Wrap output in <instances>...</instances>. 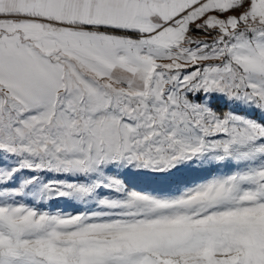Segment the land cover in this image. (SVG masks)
I'll return each instance as SVG.
<instances>
[{
	"label": "snow or ice",
	"instance_id": "obj_1",
	"mask_svg": "<svg viewBox=\"0 0 264 264\" xmlns=\"http://www.w3.org/2000/svg\"><path fill=\"white\" fill-rule=\"evenodd\" d=\"M0 264H264V0H0Z\"/></svg>",
	"mask_w": 264,
	"mask_h": 264
},
{
	"label": "rangeland",
	"instance_id": "obj_2",
	"mask_svg": "<svg viewBox=\"0 0 264 264\" xmlns=\"http://www.w3.org/2000/svg\"><path fill=\"white\" fill-rule=\"evenodd\" d=\"M195 178H196L195 176L192 177V179H195ZM59 207L62 210H66V211H70V212L75 210L71 204H67V203H64V202H61ZM53 210H55V205L53 206Z\"/></svg>",
	"mask_w": 264,
	"mask_h": 264
}]
</instances>
